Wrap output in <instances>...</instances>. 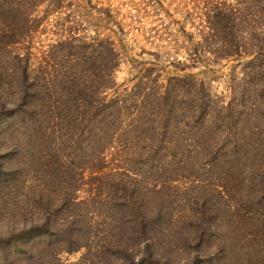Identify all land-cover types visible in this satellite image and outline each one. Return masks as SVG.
Wrapping results in <instances>:
<instances>
[{
	"label": "rangeland",
	"instance_id": "rangeland-1",
	"mask_svg": "<svg viewBox=\"0 0 264 264\" xmlns=\"http://www.w3.org/2000/svg\"><path fill=\"white\" fill-rule=\"evenodd\" d=\"M58 2L26 15L0 7V264H264V56L216 51L264 39V28L250 38L258 17L245 18L259 1ZM214 6L232 16L210 39ZM106 41L120 55V90L134 92L149 71L201 84L178 87L186 112L170 111L172 134L150 166L106 152L98 168L79 99L94 81L79 92L49 84L70 65L108 72L107 58L79 61ZM132 135L133 152L149 150Z\"/></svg>",
	"mask_w": 264,
	"mask_h": 264
},
{
	"label": "trees",
	"instance_id": "trees-1",
	"mask_svg": "<svg viewBox=\"0 0 264 264\" xmlns=\"http://www.w3.org/2000/svg\"><path fill=\"white\" fill-rule=\"evenodd\" d=\"M258 1L260 4L257 5L260 6H249L246 8L245 18H247V15L248 19L252 21L251 18L253 16L258 17V21H254L256 24H251L252 31L250 38H252V34H255L257 28L260 29L261 32L263 30L262 28H264V0ZM43 2L44 0H0V7L19 9L21 14H25L26 10H29L31 7L35 9ZM61 2L62 0H59L58 4L60 5ZM231 16L232 13L226 11V9L220 6H214L213 8L208 9V19H206V21L209 23L208 28L210 29V32L208 34L210 39L213 36H217L216 33L224 34V22L227 20L231 23ZM27 17L28 15L26 16V19ZM236 18L237 17H235V19ZM239 18L241 21L243 20L242 12H240ZM28 21H30V19H28ZM230 31L233 32L234 29ZM255 35L260 39L264 36V33H256ZM220 40H223V37H220ZM208 41L209 40L206 39V42ZM251 42L252 39L251 41L244 42L247 44L240 42L236 43V41H233L232 44L229 45L227 41H223L222 45L217 48L216 51L220 53L221 50V52H225L224 54H228L226 56H230L231 54L243 56L250 51L254 52L247 55L264 56V39L259 40L256 47H247ZM110 43L111 42L106 41V46L98 45V47L94 49L95 56L83 52L79 57V61L84 64H94L93 66L95 67L97 62L104 61V58H107L110 61V70L112 69V71L108 70V72L96 73L95 68L92 69L89 67L82 73H79L74 66L70 65V71L65 73L62 79L58 80V82H56L58 74L50 73L47 75L49 84L52 88H57V86L62 85L65 90L74 88L78 90V92L80 87L85 88L87 83L94 81L87 87V91H85L86 93L82 92L83 94L79 99L83 100L82 108L84 109V112L81 124L86 126L84 132L96 137V141L92 146L94 147L95 153L99 155L97 160L98 168L103 167L106 163L104 157V153L106 152H109L114 156L119 155L120 157L125 155L127 158L133 157V155H138L142 158V161L143 157H146V161L150 162L153 156H157L156 152H159L161 147L165 149V145H167L165 143V138L168 134H172V129L167 128L171 121L167 119L169 116L173 115L172 113H174L175 110H178L181 107L185 111L186 105H184V103L188 102L180 96L178 92V87L180 86V88H183V84L173 82L174 80H179L178 77L170 76L165 82L162 78L159 80L157 76L153 79H149L148 77H152L151 71H149L147 75L142 76L143 78L140 79L139 83L135 84L134 92H129L128 88L120 90L119 84L114 77V71L120 64V55L117 49L111 46ZM208 43L210 46H206V49H204L205 51H203L204 53L207 52L208 48H212V43ZM68 45L71 44L68 43ZM70 48L72 50L73 46ZM194 50L200 54L197 47L194 48ZM107 54H109V56H107ZM253 62H255V58L253 59ZM96 76H98L97 80H95ZM92 77H94V79H92ZM182 81L185 82L186 80ZM94 83L95 87L91 92H88L89 88L94 86ZM198 85L201 86L198 82L193 81L185 87H194L195 90ZM109 91L111 94L108 93ZM202 99L205 101V98L202 97ZM25 112L27 113V110ZM32 112L33 111L30 109L28 114L31 115ZM129 116L132 117L133 124H131L130 127L123 126L124 120ZM21 117H24V115L21 114ZM166 123L168 125L167 127ZM91 125L92 127H90ZM135 131L144 135L143 142H145L149 150L133 152V149L129 144L132 143L134 145L135 142L141 139L138 136L132 135V133L135 134ZM159 137L164 140L162 139L159 141ZM162 143L165 145L163 146ZM120 157L115 158L119 163L122 159ZM152 163L153 161L150 162L149 166ZM147 247L151 249L152 244L149 242Z\"/></svg>",
	"mask_w": 264,
	"mask_h": 264
}]
</instances>
